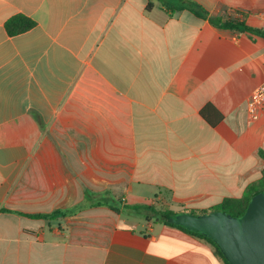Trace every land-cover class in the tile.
<instances>
[{
    "label": "crops",
    "instance_id": "0c3cea01",
    "mask_svg": "<svg viewBox=\"0 0 264 264\" xmlns=\"http://www.w3.org/2000/svg\"><path fill=\"white\" fill-rule=\"evenodd\" d=\"M219 17L264 30V0H0V264H226L133 210L264 187V37Z\"/></svg>",
    "mask_w": 264,
    "mask_h": 264
},
{
    "label": "water",
    "instance_id": "95a60500",
    "mask_svg": "<svg viewBox=\"0 0 264 264\" xmlns=\"http://www.w3.org/2000/svg\"><path fill=\"white\" fill-rule=\"evenodd\" d=\"M173 221L211 239L229 264H264V190L251 199L241 216L184 212Z\"/></svg>",
    "mask_w": 264,
    "mask_h": 264
},
{
    "label": "trees",
    "instance_id": "16d2710c",
    "mask_svg": "<svg viewBox=\"0 0 264 264\" xmlns=\"http://www.w3.org/2000/svg\"><path fill=\"white\" fill-rule=\"evenodd\" d=\"M211 22L213 25H215L218 28L229 29L232 31L240 32V33L250 32L255 35L264 37V30L252 29L243 22H239L235 20H225L224 18H220V17L216 19H212ZM35 26H36L35 21L24 15H16L12 17L11 19H9L5 24L7 33L10 36H17L19 34L25 33L33 29ZM263 190H264V187L263 188L250 187L247 189L244 197L240 199L228 198V199H225L220 205H218L211 211L191 212V213L203 215V214H211V213H217V212H225L235 217L241 216L246 212L251 199ZM96 197L97 196L91 193H87L86 199L89 201V206L103 204L102 201L99 199H96ZM87 207L88 205L81 204L77 206L75 209H72L70 211H57L53 213L52 215H42V216L49 217V216H64L68 214H75L81 210L86 209ZM109 208L112 209L114 212L120 214L125 207L109 206ZM133 210H135L138 215L144 216L147 221H151L153 219L156 222H162L167 226L178 228L193 236L204 239L215 249L216 255L220 257L221 259H223L226 264H229L227 260L225 259L221 250L211 239L205 237L204 235L188 231L185 228L178 226L174 223L173 218L179 213H174L171 211H158L154 206H150V205L135 206ZM4 211H7V210L4 209Z\"/></svg>",
    "mask_w": 264,
    "mask_h": 264
},
{
    "label": "built area",
    "instance_id": "2783aa9c",
    "mask_svg": "<svg viewBox=\"0 0 264 264\" xmlns=\"http://www.w3.org/2000/svg\"><path fill=\"white\" fill-rule=\"evenodd\" d=\"M259 107H264V85L255 89L248 101V111L254 118Z\"/></svg>",
    "mask_w": 264,
    "mask_h": 264
},
{
    "label": "rangeland",
    "instance_id": "374dc122",
    "mask_svg": "<svg viewBox=\"0 0 264 264\" xmlns=\"http://www.w3.org/2000/svg\"><path fill=\"white\" fill-rule=\"evenodd\" d=\"M154 207L158 210V211H164L163 210V205L161 206L159 203L155 204Z\"/></svg>",
    "mask_w": 264,
    "mask_h": 264
}]
</instances>
